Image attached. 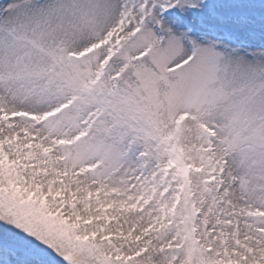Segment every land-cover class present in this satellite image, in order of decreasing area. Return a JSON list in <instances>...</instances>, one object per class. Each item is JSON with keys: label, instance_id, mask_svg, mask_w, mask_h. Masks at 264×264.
Listing matches in <instances>:
<instances>
[{"label": "snow or ice", "instance_id": "6c2138e0", "mask_svg": "<svg viewBox=\"0 0 264 264\" xmlns=\"http://www.w3.org/2000/svg\"><path fill=\"white\" fill-rule=\"evenodd\" d=\"M0 264H264V0H0Z\"/></svg>", "mask_w": 264, "mask_h": 264}]
</instances>
